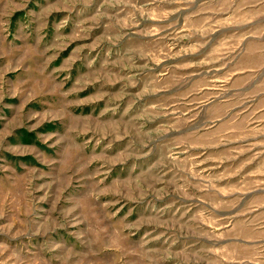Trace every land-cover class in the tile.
I'll return each mask as SVG.
<instances>
[{"label":"rangeland","instance_id":"rangeland-1","mask_svg":"<svg viewBox=\"0 0 264 264\" xmlns=\"http://www.w3.org/2000/svg\"><path fill=\"white\" fill-rule=\"evenodd\" d=\"M0 264H264V0H0Z\"/></svg>","mask_w":264,"mask_h":264}]
</instances>
